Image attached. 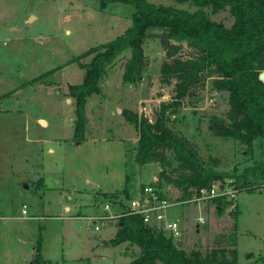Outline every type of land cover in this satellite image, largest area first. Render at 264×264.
<instances>
[{
  "label": "rangeland",
  "instance_id": "obj_1",
  "mask_svg": "<svg viewBox=\"0 0 264 264\" xmlns=\"http://www.w3.org/2000/svg\"><path fill=\"white\" fill-rule=\"evenodd\" d=\"M73 1L78 2V0ZM83 1L85 3L80 4L76 10L79 14L72 12L71 9L77 8L70 5V0H54L51 3H49L50 0L0 2V108L8 110L3 111L4 113L0 112V125L12 124L18 129L17 132H13V138L18 142L12 143L13 147H8L12 154L5 161L14 171L13 175L17 174L22 184L26 187L30 186L29 189L23 188L24 186L19 188L21 193L14 195L10 201L2 198L0 205L2 214L15 211L20 215L22 205L25 204L28 214L34 218L41 213L60 215L63 204L73 206V202L76 201L75 204L80 206L76 210L79 209L83 217H72L69 226L73 233L69 237L66 234L63 243L62 240L58 242L59 249L54 243V251L44 253L43 243L48 235L45 237L46 227L41 222L36 225V228L31 225L20 229L18 241L21 242V239H27L32 234L35 235L34 241L30 244L32 249L41 234L42 254L44 258L48 257H45L48 253L50 257L53 255L55 257V260L51 261L53 263L58 259L59 264H128L133 254L137 253V248L128 244L113 246L109 244V239L106 240L108 246H104L105 240H101L100 236L103 237L110 229L108 226L103 227L104 221L98 219L103 214L102 210L91 203L90 192L93 189L85 190L89 185L87 178L94 179L112 191L110 194L116 191L121 192L120 198L128 204L134 197L133 188L138 182L136 177L138 164L134 160L122 161V156L115 146L110 150L112 162H104L101 160L103 155H96L93 156V163L90 164L89 160H85L86 153L83 155L77 153L76 145L45 143L46 140L62 139L71 135L74 103L72 106L70 100L66 103L65 99L71 97L68 89L66 93L63 87H67L68 84H80L84 77L83 69L77 60L72 61L73 57L81 56L87 49L99 45L105 38L96 33L93 25L96 21L99 24H107L105 20L110 15L101 11L102 7L100 8L97 0ZM148 1L168 6L174 5L187 10L196 9L189 3L179 5L174 0ZM95 9L102 13L93 14ZM107 9L106 11L110 14H120L122 20L128 21L130 26L131 16L135 11L133 6L118 2L110 3ZM205 10L210 18L217 22H224L227 27H230L234 21L228 9L218 13H212L210 8ZM32 15L34 17L37 15V18L32 19L31 28L23 27L15 32L4 31L8 27L14 28L21 24V19H31ZM128 25L125 24L124 27ZM106 26L109 27L110 33L111 24L108 23ZM122 26L117 28L116 34H110V41L125 30H121ZM155 33L157 31L151 32L152 35L145 43L144 52L148 57V65L144 70L143 78L137 85L122 82L124 64L130 57L129 51L121 54L116 63L108 69L100 85L101 93L90 98L86 105L87 126L91 134L96 132H102L103 135L124 136L127 134L131 141H135L138 132L133 125L127 123L122 114L123 110L127 108L153 120L160 109V103H168L172 100L175 94V80L173 79L170 84L161 80L159 70L162 61L167 59V54ZM177 56L189 58L194 56V50L183 44ZM91 58L92 56H85L81 62H88ZM47 71L51 73L44 76L43 74ZM23 80L28 83L19 92V98H17L19 100H16L6 91ZM226 97L227 95H222L212 80L207 78L192 87L190 95L183 99L181 109L169 112L168 124L188 141H192L206 161L216 159L219 164L217 169L231 171L237 167L240 173L245 166L252 165L255 160L264 159V147L261 140L256 141L251 147L211 133L208 129V118L211 114L222 118L225 116L228 109ZM40 118L48 122L47 126L41 125L38 121ZM25 134L33 140L38 139V142L25 141L28 139L25 138ZM53 147L56 152L52 154L50 149ZM114 155H119L120 161L115 160ZM168 156L173 159L170 152ZM175 165L176 162H174ZM154 171L155 167H146L143 181L147 182ZM166 171L171 173L170 168ZM39 172L46 179L48 188H36L30 182L29 179H35L36 173ZM158 173L154 174L158 181L146 184L159 187L171 202V206L165 212L169 219L178 220L180 223L183 232L180 239L187 252L194 248L202 251L212 249L217 235L230 233L231 225L234 223L232 211L238 209L237 261L240 264L249 262L264 264L259 260L260 256L264 255V178L252 176V185L256 186L254 191H248L246 189L248 187H243V191L238 193L236 199L231 200L236 208L231 205L221 211L211 199L195 201L192 200L194 194L185 197L182 192L177 193L172 185L164 179H159ZM128 178L132 183L127 186ZM229 182L232 180L228 179L225 184ZM143 186L141 184V188ZM123 188H126L130 198L122 193ZM43 206L45 208H42ZM49 217L48 225L52 227V230L62 226L61 222L58 223L56 216ZM199 217L204 219L203 223L199 222ZM95 225H98L101 230H94ZM4 230L5 228L1 226L0 250H4L5 243L10 244L11 240L7 238L11 233L8 234L6 230L2 232ZM86 242L89 245H84ZM17 245L20 252L21 245L19 243ZM12 247L14 248L15 245L13 244Z\"/></svg>",
  "mask_w": 264,
  "mask_h": 264
},
{
  "label": "trees",
  "instance_id": "obj_2",
  "mask_svg": "<svg viewBox=\"0 0 264 264\" xmlns=\"http://www.w3.org/2000/svg\"><path fill=\"white\" fill-rule=\"evenodd\" d=\"M174 1L179 5L189 3L196 9L187 10L148 0H97L100 8L120 2L133 6L135 11L131 16V25L115 39L90 47L81 56L73 57L72 61L77 60L83 69L84 77L80 84L67 86L75 109L69 143L80 145L85 140L88 131L86 105L90 98L101 93L100 85L108 69L125 51H129L130 57L124 64L122 82L134 86L141 81L148 65L144 46L151 32L157 31L155 36L160 39L167 54V59L160 66V77L167 84L175 80V94L170 102L160 103L153 120L130 109L123 110L127 123L138 132L135 162L138 165L158 162L161 167L159 179L179 189L185 197L192 196L196 189L210 187L214 181L225 184L228 179L239 191H243V187L254 191L256 186L252 185L251 177L264 178V159L255 160L240 173L237 167L231 171L219 170L216 159L206 161L192 141L168 124V114L183 107V99L190 95L193 86L210 78L222 95L225 91L229 92L225 116L211 114L208 118L211 133L251 147L261 140L264 147V81L261 79L264 71V0ZM205 8H210L212 13L228 9L234 21L227 27L224 22L210 18ZM183 44L194 50V56L186 59L177 56ZM85 56L92 58L82 63L81 59ZM49 73L51 71L43 75ZM27 83L23 82L19 87ZM167 168L171 173L166 171ZM120 193L103 194L118 205L120 211L117 231L108 242L113 246L126 243L137 248V253L133 254L128 264H240L237 261L238 209L232 211L234 223L230 233L217 235L212 249L202 251L194 248L187 252L164 231L145 223L142 214L130 211L127 204L118 200ZM122 193L128 197L126 188ZM211 201L221 211L231 205L236 208L226 197H216ZM41 242L40 234L32 247L29 264H57L44 258ZM259 260L264 262V255Z\"/></svg>",
  "mask_w": 264,
  "mask_h": 264
},
{
  "label": "crops",
  "instance_id": "obj_3",
  "mask_svg": "<svg viewBox=\"0 0 264 264\" xmlns=\"http://www.w3.org/2000/svg\"><path fill=\"white\" fill-rule=\"evenodd\" d=\"M46 1V0H44ZM49 1V0H47ZM152 1V0H151ZM0 2H5L7 3L8 0H0ZM54 2V0H50L49 3ZM150 2V1H149ZM70 5H72V7L77 8V9H71L72 12H75L76 14H79L78 11V7H80V4H84L85 2L83 0H78V2H74L73 0H70ZM152 3V2H151ZM154 3V2H153ZM157 4V3H156ZM166 5V4H165ZM108 6V5H107ZM107 6L104 8H101V11L105 13H107V15H110L109 17L106 18L105 21H107V24H111V32L109 33V27H107L105 23H101L99 24V22L94 23L93 28H95L96 33L99 34L100 37H105L104 41H102L100 44L105 43L110 41L109 40V36L110 34H116L117 33V28L119 26H122L121 30L123 31L124 29H126L129 25L128 21H123L122 17L120 14H110V12H107ZM15 11V7L13 9V12ZM102 12H98V10L95 9V11H93V14H101ZM33 16V15H32ZM31 16V17H32ZM1 17V14H0ZM34 17V16H33ZM37 18V15H35V17L33 18L34 20ZM26 19V18H24ZM21 19L20 23H25L24 26L20 27L19 25H16L13 29L11 27H8L6 29H4V31L7 32H15L16 30L20 29V28H25V29H29L31 28V25L33 24L32 22L30 23H26L27 20ZM96 19V18H95ZM124 22V23H123ZM127 22V23H125ZM127 24L128 26L125 28L124 25ZM131 25V24H130ZM13 26V25H11ZM113 32V33H112ZM122 33V32H121ZM34 78V77H33ZM29 80V79H28ZM42 81H44V79H41ZM26 81V80H23ZM23 81L19 84L17 83L14 87H12L10 90L6 91L7 93H9L12 97L16 98V100H19L17 98L19 95V92H21L24 87L21 86V88L19 87ZM1 82V81H0ZM71 97V96H70ZM26 99V98H25ZM71 102V106L74 103V99L71 97L70 99H65L66 103L67 102ZM74 109V106H73ZM75 110V109H74ZM3 111L7 112V109H2L0 108V112L4 113ZM73 118L74 116H72V122H73ZM41 125L43 126H47L48 122L42 118H40L38 120ZM73 130V129H72ZM17 132L18 129L15 128L14 125L12 124H5V125H0V201L2 198L7 199L8 201L12 200L14 197V195H19V188H25L26 186L24 184H22V182L20 180H18V176L16 174H14V171L11 169V167L8 165V163H6V158L8 156H11L12 152L8 147H13L12 143L14 142H18L15 141L13 138V132ZM72 134V133H71ZM71 136V135H70ZM70 136L66 137V138H56L55 140H46V144H53V142L55 144H59L62 145V143H69V138ZM130 136L127 134L123 135H107L101 132V133H95V134H91L89 131H87L86 134V138L85 140L82 142V144L80 145H76V150L77 153H79L80 155H83L86 153V157L85 160H89V163L92 164L93 163V156L96 155H103L102 159L104 162L109 161L112 162L113 158L111 156L110 150L112 149V147L115 146L116 150H118L117 152L119 154H121L122 156V161H132L134 160L135 162V154H136V149L138 147V135L135 139V141H131ZM25 141L29 142V143H35L36 141L38 142V139L33 140L32 138H29L27 136V134H25ZM54 145V144H53ZM9 152V153H8ZM56 149L53 147L50 149V153H55ZM115 160L120 161L119 159H121V157L119 155H114ZM27 159V158H26ZM28 160V159H27ZM126 161V162H127ZM105 165V163H104ZM155 167V171L152 173V177L149 179L147 182H144L143 179L145 178V169L146 167ZM144 169V170H143ZM161 170V167L159 165V163H146L143 165H138V174H137V179L138 182L137 184H135L133 190H134V197L131 199H136L140 197V193H141V184L145 185L146 183L152 182V181H158V178L156 176H154L155 173H158ZM107 173V172H106ZM148 174V172H147ZM36 178L35 179H29L30 182L37 188H41V187H47V183H46V179L43 178V175H40L39 173H36ZM147 176V175H146ZM16 178V179H14ZM87 181L89 182L88 185V189H86L85 191H89L90 188H92L93 190L90 192L91 195V203L95 206H97L98 209L102 210L104 216L107 215H112L115 217H111V216H107V219L103 220L104 223L102 224L103 227L104 226H108V229H110V231H108L103 237L100 236L101 240H107L110 239L114 236V234L116 233L117 229H116V222H117V214H120L119 211V207L118 205L112 203V201L108 200V196L103 195V194H107L110 195V190L107 189V187H105L103 184L97 182L94 179H90L87 178ZM132 181L130 180V178H128V182H127V186L129 184H131ZM76 185V184H75ZM74 185V186H75ZM60 187V186H59ZM56 187V188H59ZM78 187V186H77ZM76 187V188H77ZM82 187V186H80ZM30 186L26 187V189H29ZM50 188V187H49ZM95 188H98V190H94ZM174 190L177 191V193H181V191L179 189H177L176 187H173ZM81 189V188H80ZM128 194V192H127ZM130 194H128L129 196ZM130 198V196H129ZM118 200H122L120 197ZM109 201L110 202V207L107 210H103L100 205L101 204H106V202ZM178 201V198H177ZM180 201V200H179ZM73 206L66 204H63L62 207V211L60 213V215H55L56 218L58 219V223L61 222L62 226L59 229H55L52 230V227L50 225H48V223L50 222V217L52 216L55 218L54 215H47L45 213H41V214H37V216H34V218L32 216H30L27 212V206L25 204L22 205V209H21V214L19 215L18 213H15V211H10V213L7 214H2V207L0 205V227H4L6 232L11 233L7 236V238L11 239L10 240V244L5 243L4 246V250H0V264H27L28 261L31 259L32 257V249L30 248V244H32V242L34 241V237L35 235H31L28 236L27 239H21V242L18 241V231L23 228L29 227V226H34V228H36V225L41 222L44 223L45 225V237L48 235V237H46L44 239V243H43V248H44V253L45 251H49L52 252L54 251V243H56V248H58L59 246L57 245L59 241L62 240L63 243V239H65V235L67 234V236L69 237L70 235H72L73 231L71 230L69 224L71 223L70 221L72 220V217H76V216H81L83 217V215L80 213L79 209L76 210L78 207L76 201L73 202ZM25 205V207H24ZM23 208L25 209V212L23 213ZM42 208H45L44 206ZM42 216V217H41ZM114 218V219H113ZM19 226V227H17ZM2 231V232H5ZM95 230V229H94ZM101 228H99L98 231H100ZM108 236V237H107ZM12 239H14V241H12ZM97 239V238H96ZM98 240V239H97ZM181 240V239H180ZM238 240V237H237ZM182 245H183V241L181 240ZM17 243H19L20 246V252H18L19 250L17 249ZM15 245V247L13 248L12 245ZM126 244V243H125ZM123 244V245H125ZM84 245H89L88 242H86ZM24 246V249H23ZM105 246V245H104ZM184 247V245H183ZM30 248V249H29ZM59 249V248H58ZM94 248L92 247V250ZM50 253H48L46 256V259L49 261L55 260V257L52 255L50 257L49 255ZM125 254H128L125 252ZM131 260V259H130ZM129 260V261H130ZM59 260L57 259L56 262L57 264H59L58 262ZM129 263V262H128Z\"/></svg>",
  "mask_w": 264,
  "mask_h": 264
},
{
  "label": "built area",
  "instance_id": "obj_4",
  "mask_svg": "<svg viewBox=\"0 0 264 264\" xmlns=\"http://www.w3.org/2000/svg\"><path fill=\"white\" fill-rule=\"evenodd\" d=\"M264 74V71L262 72ZM264 81V77L261 78ZM240 191L235 188L231 182L223 184L220 181H214L210 187H201L193 191L192 200L204 201L210 200L216 197H226L227 199H236ZM140 197L136 199H130L127 204L130 211L138 214H142L143 221L149 225H154L156 228L161 229L167 236L172 237L175 241L180 239L183 235L182 227L178 220H171L167 217L165 210L171 206L169 199L162 193L161 189L154 184H146L142 187ZM25 207V205H24ZM100 207L103 210H107L110 207V202L101 204ZM25 209L23 208V213ZM118 214L117 216H119ZM115 217L112 215H107ZM107 216L102 215L98 217L99 220L107 219ZM199 222H204L202 217H199ZM99 226L95 225L94 229L99 230Z\"/></svg>",
  "mask_w": 264,
  "mask_h": 264
},
{
  "label": "water",
  "instance_id": "obj_5",
  "mask_svg": "<svg viewBox=\"0 0 264 264\" xmlns=\"http://www.w3.org/2000/svg\"><path fill=\"white\" fill-rule=\"evenodd\" d=\"M33 18H34V17L32 16L31 19H29V20L26 21V23H30V22H32V19H33ZM24 24H25V23H21L19 26L22 27V26H24ZM15 28H16V27H15ZM15 28H13V29H15ZM263 77H264V74H261V78H263ZM63 88H64V91L67 93V87L64 86ZM223 94L228 96V95H229V92H228V91H225ZM104 245H105V246H108V242L105 241V242H104ZM176 245H178L179 247H182V246H183V245H182V242H181L180 239L177 240Z\"/></svg>",
  "mask_w": 264,
  "mask_h": 264
}]
</instances>
